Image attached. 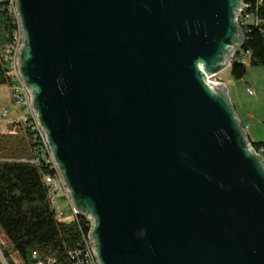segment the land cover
<instances>
[{
  "label": "water",
  "instance_id": "obj_1",
  "mask_svg": "<svg viewBox=\"0 0 264 264\" xmlns=\"http://www.w3.org/2000/svg\"><path fill=\"white\" fill-rule=\"evenodd\" d=\"M244 0H14L16 64L97 264H264V158L222 83Z\"/></svg>",
  "mask_w": 264,
  "mask_h": 264
},
{
  "label": "trees",
  "instance_id": "obj_2",
  "mask_svg": "<svg viewBox=\"0 0 264 264\" xmlns=\"http://www.w3.org/2000/svg\"><path fill=\"white\" fill-rule=\"evenodd\" d=\"M240 18L242 50L230 63L232 79L241 81L246 69L264 68V0H244ZM17 30L9 0H0V86L12 85L3 56ZM9 134L0 132V232L8 242L1 247L5 264H90L88 218L59 219L45 183L54 172L41 141L30 123H13ZM264 158V143L250 140ZM0 264H3L0 259Z\"/></svg>",
  "mask_w": 264,
  "mask_h": 264
},
{
  "label": "rangeland",
  "instance_id": "obj_3",
  "mask_svg": "<svg viewBox=\"0 0 264 264\" xmlns=\"http://www.w3.org/2000/svg\"><path fill=\"white\" fill-rule=\"evenodd\" d=\"M213 83H222L229 94L231 105H235L236 112L240 119L245 122L249 130L247 131L253 142L264 143V68L250 67L246 69L244 78L241 81L232 79L230 66L225 68L210 80ZM250 90L251 93L248 92ZM12 94L6 86H0V132L9 134L11 124L18 123L22 110L13 105ZM7 108L9 113L3 116L2 109ZM24 124L23 122H19ZM60 210L66 209L65 203L57 206ZM68 214L66 210L65 215ZM0 246L9 247L4 235L0 232ZM0 259L3 264L2 251L0 248ZM16 264H22L14 257ZM37 264H43L38 262Z\"/></svg>",
  "mask_w": 264,
  "mask_h": 264
},
{
  "label": "built area",
  "instance_id": "obj_4",
  "mask_svg": "<svg viewBox=\"0 0 264 264\" xmlns=\"http://www.w3.org/2000/svg\"><path fill=\"white\" fill-rule=\"evenodd\" d=\"M12 12L14 14V17L16 19V26L17 30L13 33L12 35V43L4 50L3 56L5 57L6 64L8 65L9 69V77L11 79L12 85L10 86V91L12 94V99H13V105L17 107L18 109L22 110V115L21 118L18 122H23V123H30V127L32 126V132H35V134L38 136V138L41 141L42 147L45 151V154L48 158V163L51 166L54 175L53 176H47L45 177L44 181L45 183L51 188L52 191V198H51V204L53 208L57 211V217L59 219H67V218H73L79 216L75 210L73 209L72 202L70 199V196L67 192V189L64 185V182L62 180V177L60 176L58 169L53 163V160L50 155V151L48 148V145L45 140L44 133L40 129L38 122L36 120V116L34 112L32 111L31 108V98L30 94L26 90L25 86L23 85L18 69H17V64H16V56H17V50L19 49L21 45V35L22 31L19 27L18 23V17L16 14V9L14 6V0H9ZM245 2V1H244ZM244 6L245 4L243 3V10L242 13L239 15L237 18V23L241 27V20L240 18L244 14ZM211 80V79H210ZM249 93L250 90L247 89ZM9 111L7 108L2 109V114L3 116L8 115ZM247 126H243V130L246 131ZM260 155V154H259ZM61 203H65L66 209L60 210L57 208V206ZM66 210L68 211V214L65 215ZM90 244V241H89ZM89 254L91 256V263L90 264H97L91 244H90V251Z\"/></svg>",
  "mask_w": 264,
  "mask_h": 264
},
{
  "label": "crops",
  "instance_id": "obj_5",
  "mask_svg": "<svg viewBox=\"0 0 264 264\" xmlns=\"http://www.w3.org/2000/svg\"><path fill=\"white\" fill-rule=\"evenodd\" d=\"M234 110H235V113H236V115H237V117H238V120L242 123V125L243 126H247V129H246V133H247V131L249 130V127H248V125L245 123V122H243L241 119H240V117H239V115L237 114V112H236V107H235V105H234ZM247 136L249 137V135H248V133H247ZM249 139H250V137H249ZM251 140V139H250ZM252 141V140H251Z\"/></svg>",
  "mask_w": 264,
  "mask_h": 264
}]
</instances>
